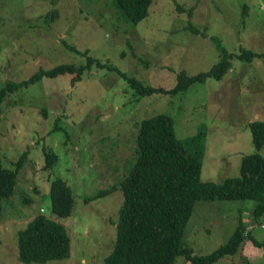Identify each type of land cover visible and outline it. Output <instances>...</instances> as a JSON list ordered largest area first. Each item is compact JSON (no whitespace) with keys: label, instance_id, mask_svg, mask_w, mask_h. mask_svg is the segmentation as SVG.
I'll use <instances>...</instances> for the list:
<instances>
[{"label":"rangeland","instance_id":"rangeland-1","mask_svg":"<svg viewBox=\"0 0 264 264\" xmlns=\"http://www.w3.org/2000/svg\"><path fill=\"white\" fill-rule=\"evenodd\" d=\"M0 17V85L91 55L144 84L169 88L179 70L194 74L219 59L210 37L230 62L219 78L193 82L176 95L137 96L116 70L95 62L74 85L72 74L63 73L7 93L0 104L1 165L12 169L26 155L12 196L1 201L0 264H24L16 257L15 232L37 212L52 216L47 193L56 178L67 181L74 197L71 213L58 219L68 230L70 255L41 264H105L122 205L118 182L133 161L143 118L170 115L182 141L203 134L201 180L238 175L241 156L255 151L247 122H264V58L246 61L236 53H264V0H153L135 24L111 0H0ZM42 146L59 156L49 171L41 169ZM259 152L264 155V145ZM100 191L107 192L94 197ZM255 205L196 200L182 242L207 253L240 220L245 238L212 264H264V215H252ZM174 264L193 263L178 255Z\"/></svg>","mask_w":264,"mask_h":264},{"label":"trees","instance_id":"trees-1","mask_svg":"<svg viewBox=\"0 0 264 264\" xmlns=\"http://www.w3.org/2000/svg\"><path fill=\"white\" fill-rule=\"evenodd\" d=\"M151 1L111 0L120 17L134 24L146 17ZM189 29L192 33L206 36L194 27ZM210 39L220 52L219 59L206 70L194 74L179 70L175 84L169 88L144 84L113 64L87 55L85 63L61 62L48 68H38L18 80L6 78L0 85V104L7 93L26 87L42 76L70 73V81L74 85L82 78L84 69L93 62L116 70L137 96L176 95L184 92L193 82L203 81L206 77L219 78L229 68V55L219 45L217 38ZM66 46L74 48L70 44ZM236 56L250 61L255 56L264 58V53L239 48ZM247 126L255 151L241 156L238 175L225 176L220 182H214L199 178L203 154L201 132L182 141L176 137L174 120L168 114L159 113L139 120L133 161L118 182L122 205L118 210L113 248L104 256V263L174 264L176 257L183 255L193 264H212L222 256L232 254L247 233L240 220L224 243L204 254H195L191 246L182 242V237L196 200L251 199L256 201L252 215H264V155L259 152L264 145V122L253 120L247 122ZM41 148V169L49 171L59 156L45 146ZM25 155L26 151L18 155L12 169L3 167L0 161V212L2 199L10 198L13 194L16 174ZM106 192L100 191L94 197ZM47 194L52 216L37 212L15 232L16 257L24 264H41L48 259H63L70 255V236L66 226L58 219L72 211V190L65 179L56 178L49 181ZM92 198L85 197L84 202Z\"/></svg>","mask_w":264,"mask_h":264}]
</instances>
